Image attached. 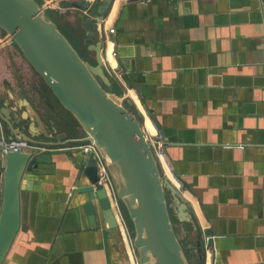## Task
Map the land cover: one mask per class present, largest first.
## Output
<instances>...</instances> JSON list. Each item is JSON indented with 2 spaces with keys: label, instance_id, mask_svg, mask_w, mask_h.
<instances>
[{
  "label": "crops",
  "instance_id": "0c3cea01",
  "mask_svg": "<svg viewBox=\"0 0 264 264\" xmlns=\"http://www.w3.org/2000/svg\"><path fill=\"white\" fill-rule=\"evenodd\" d=\"M94 38L103 44L110 86L163 137V171L212 235L215 264H264L260 1L116 0ZM60 103L0 27V107L27 125L28 141L56 148L37 150L51 152L52 161L25 175L32 182L20 191L21 228L3 264H134L119 225L112 229L97 203L93 224L84 207V157L66 148L81 137L49 124ZM2 198L3 180L0 209ZM193 232L190 252L200 249L194 224Z\"/></svg>",
  "mask_w": 264,
  "mask_h": 264
},
{
  "label": "water",
  "instance_id": "95a60500",
  "mask_svg": "<svg viewBox=\"0 0 264 264\" xmlns=\"http://www.w3.org/2000/svg\"><path fill=\"white\" fill-rule=\"evenodd\" d=\"M258 1L264 13V0ZM111 2L105 0L92 8L77 6L82 16H88L84 22L85 43L96 54L95 64L86 62L57 25L43 16L36 0H0V27L20 46L61 104L87 132L88 137L78 140L95 141L104 156L107 154L111 159L108 170L117 185V196L125 201L133 220L136 229L134 245L141 253L140 262L196 264L198 249H194L189 260L183 253L171 221L166 189L173 196V207L181 222L194 221L189 204L170 179L161 176L150 143L134 112L110 94L97 78H101L105 86L112 84L103 44L94 38L96 25L106 18ZM5 110L0 107V123L5 121L8 127L5 130L2 124L4 130L12 133L7 138L29 140L24 134L27 125L15 122V114ZM81 155L84 161L79 180L85 179L86 183L78 187V192L89 196L84 207L90 220L96 223L97 203L105 220L116 230V215L107 189L100 183L96 159L83 152ZM51 161V152L13 151L6 156L0 153V181L3 180L0 264L6 259L21 228L20 191L24 183L31 185L32 182L25 175ZM121 175L127 178V186L122 182Z\"/></svg>",
  "mask_w": 264,
  "mask_h": 264
},
{
  "label": "rangeland",
  "instance_id": "374dc122",
  "mask_svg": "<svg viewBox=\"0 0 264 264\" xmlns=\"http://www.w3.org/2000/svg\"><path fill=\"white\" fill-rule=\"evenodd\" d=\"M36 1L38 2L40 8L42 9L43 16L47 20H49V21H51L57 25L58 29L71 42V44L79 52L81 57L86 62L91 63V64H95L96 54L93 51H91L88 48V45L85 43V39H86V32L84 29L85 19L83 18L81 12L79 11L80 8H78L77 6L82 5V6H85L87 8H91L92 7L91 5L98 6V5L102 4L105 0H36ZM115 2H116V0H112V2L110 3L109 10L115 4ZM97 78L100 81V83L105 87L103 80L99 77H97ZM108 92L110 94H112L120 103H122L124 106L129 108L131 111H133L134 114L136 115V117L138 118V120L140 121L142 128L145 129L143 116L140 113H138L135 108H132L131 104H129L127 101H124L123 99H121V97L117 91L114 92V91L108 89ZM41 96L44 97V95H42V94H41ZM46 102H48V101L45 100V103ZM59 103H60V101H59ZM61 106L63 108H61ZM61 106H59V108H56V109L54 107L51 108L52 113H51V117L49 119L50 127L54 130L59 131V132H63V131L67 132L68 131L67 133H69L70 137H73V138L74 137H81V139H83V138L88 137L87 132L84 131L83 127L77 122V120H75V122H73V123H72V121H70V118L73 116V114L69 110H67L63 105H61ZM75 141L72 140L71 142L68 143V145L74 146V145L78 144L77 140H75ZM106 159H107L108 163L111 162V159L109 157ZM110 172L111 171H109V173ZM111 174H112V172L110 173V176L112 178ZM161 176L164 177L162 173H161ZM112 181H113V179H112ZM113 184H114V187L117 191V185L114 181H113ZM166 201H167V205L169 206V212H170L171 221H172L174 230L176 232V235L179 238L180 244L182 245L183 253H184L185 257L187 258V260H189V257L193 253V251L192 252L189 251V249L187 248V243H188L189 239L191 238V236H194L193 224L197 227H198V225L195 221L194 215H193L191 210H190V213L192 214L193 219H194L193 224H190L189 222H180L179 221V219L175 213L174 207H173V203H174L173 196L171 195V192L167 189H166ZM119 211L123 215V218L126 220V224H127L126 233H127L128 238L130 240V243L128 242V244L132 248L131 240L134 243L135 236H136V229H135L133 220L130 217V214H129V211H128V208H127L125 201L118 197V208H116V207L114 208V214L116 215L117 220H118V217L120 214ZM180 223H182L181 227L184 229L185 234L181 231V228H180L181 224ZM134 255H135L136 261L138 260V263L142 264L140 262L141 253L136 247H135Z\"/></svg>",
  "mask_w": 264,
  "mask_h": 264
},
{
  "label": "built area",
  "instance_id": "2783aa9c",
  "mask_svg": "<svg viewBox=\"0 0 264 264\" xmlns=\"http://www.w3.org/2000/svg\"><path fill=\"white\" fill-rule=\"evenodd\" d=\"M137 112L140 113L138 109H137ZM140 114L143 116V118L145 117V114H142V113ZM144 123H145V118H144ZM144 132H145L148 142L150 143L151 150L157 160L160 172L163 174L164 178L170 179V181L175 185V183L171 180L169 175L166 172L164 173L163 171L164 166L168 165L166 153L164 151L165 144L163 141V137L159 133H149L145 130ZM77 143L78 144L74 146L70 145L66 148L80 150L87 156L89 157L92 156L96 159L98 173L100 176V183L103 184L104 187L107 189L108 196L111 199V204L114 205V208L115 207L118 208V196H117V192L114 187L112 178L110 176V173L108 171V161L106 157L104 156L100 148L97 146L95 141L84 139V140H77ZM55 149L56 148H53L50 146L35 145V143H31L30 141L23 139V138L20 140L8 139L6 137L5 130L2 124L0 123V153L3 156H6L9 152H13V151H32V152L37 153L38 152L37 150L45 151V150H55ZM193 215L195 218L194 213ZM117 221H118L119 228L124 233L127 239V242L130 243V240L126 233V229H127L126 220L123 218V215L121 214V212L119 214ZM201 235H202V246L201 247L203 248V251H204V264H215L214 262L215 249H214L213 242H212V235L205 232V229L203 228H201ZM131 246L132 248L131 247L130 248H131V254L133 257V262L134 264H139L138 260L136 261L135 259V255H134L135 245L132 240H131Z\"/></svg>",
  "mask_w": 264,
  "mask_h": 264
},
{
  "label": "trees",
  "instance_id": "16d2710c",
  "mask_svg": "<svg viewBox=\"0 0 264 264\" xmlns=\"http://www.w3.org/2000/svg\"><path fill=\"white\" fill-rule=\"evenodd\" d=\"M105 87H106L107 91H108V89H110V90L115 92V89L112 86H105ZM131 107L135 108L134 106H131ZM197 232H198V237H199L198 239L200 241V244L202 245L201 228L199 226L197 227ZM196 254H197V257H198V260H197L196 264H204V251H203V248L201 247L200 249H198V252Z\"/></svg>",
  "mask_w": 264,
  "mask_h": 264
},
{
  "label": "bare ground",
  "instance_id": "6f19581e",
  "mask_svg": "<svg viewBox=\"0 0 264 264\" xmlns=\"http://www.w3.org/2000/svg\"><path fill=\"white\" fill-rule=\"evenodd\" d=\"M77 104L79 105V107H81V109L83 110L84 108H83V106L79 103V102H77ZM79 114V113H78ZM80 115V114H79ZM81 116V118H83L82 117V115H80ZM84 119V118H83ZM144 130L145 131H147V132H149V133H153V131H152V129H151V127H149V125H147L146 123H144ZM92 137V136H91ZM107 155V154H106ZM108 156V155H107ZM106 156V158H108ZM121 180H122V182L124 183V185L125 186H127V184H128V180H127V178L124 176V175H121ZM129 198H130V196H128ZM149 263H151V262H149Z\"/></svg>",
  "mask_w": 264,
  "mask_h": 264
},
{
  "label": "flooded vegetation",
  "instance_id": "af4514ba",
  "mask_svg": "<svg viewBox=\"0 0 264 264\" xmlns=\"http://www.w3.org/2000/svg\"><path fill=\"white\" fill-rule=\"evenodd\" d=\"M18 49V48H17ZM18 51V50H17ZM20 83V82H19Z\"/></svg>",
  "mask_w": 264,
  "mask_h": 264
}]
</instances>
